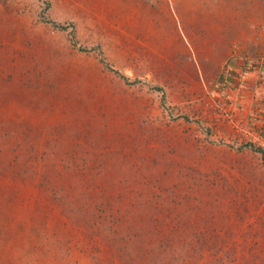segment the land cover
<instances>
[{
    "label": "rangeland",
    "instance_id": "obj_1",
    "mask_svg": "<svg viewBox=\"0 0 264 264\" xmlns=\"http://www.w3.org/2000/svg\"><path fill=\"white\" fill-rule=\"evenodd\" d=\"M256 135L264 0H0V264H264Z\"/></svg>",
    "mask_w": 264,
    "mask_h": 264
},
{
    "label": "built area",
    "instance_id": "obj_2",
    "mask_svg": "<svg viewBox=\"0 0 264 264\" xmlns=\"http://www.w3.org/2000/svg\"><path fill=\"white\" fill-rule=\"evenodd\" d=\"M255 140L259 142V147L263 150V156H264V138L262 136L256 135Z\"/></svg>",
    "mask_w": 264,
    "mask_h": 264
},
{
    "label": "trees",
    "instance_id": "obj_3",
    "mask_svg": "<svg viewBox=\"0 0 264 264\" xmlns=\"http://www.w3.org/2000/svg\"><path fill=\"white\" fill-rule=\"evenodd\" d=\"M55 24V23H54ZM62 28H66V26H62ZM123 78H125L126 79V77H123ZM250 146H252L253 148H254V145H252V144H249ZM256 150L257 151H260L262 154H263V150L261 149V148H256Z\"/></svg>",
    "mask_w": 264,
    "mask_h": 264
},
{
    "label": "crops",
    "instance_id": "obj_4",
    "mask_svg": "<svg viewBox=\"0 0 264 264\" xmlns=\"http://www.w3.org/2000/svg\"><path fill=\"white\" fill-rule=\"evenodd\" d=\"M254 86H255V89H258V88H257V85H254ZM247 101H250V100L247 99Z\"/></svg>",
    "mask_w": 264,
    "mask_h": 264
}]
</instances>
